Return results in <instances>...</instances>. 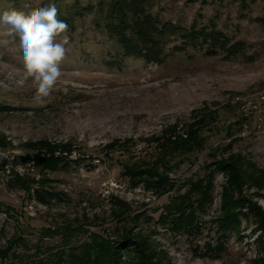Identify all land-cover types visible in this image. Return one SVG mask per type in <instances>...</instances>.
<instances>
[{"label":"rangeland","instance_id":"374dc122","mask_svg":"<svg viewBox=\"0 0 264 264\" xmlns=\"http://www.w3.org/2000/svg\"><path fill=\"white\" fill-rule=\"evenodd\" d=\"M74 1L0 0V13L27 4L67 14ZM152 11L186 27L213 22L244 42V54L188 48L147 64L122 57L92 12L57 38L68 39L62 75L38 103L19 37L0 25V152L15 155L12 167L34 162L23 182L0 178V250L35 264L92 263L97 241L130 235L150 242L163 264H261L254 239L264 232L251 219L222 231L225 175L215 165L238 152L264 167V0H155ZM51 154L64 159L43 168ZM142 169H157L174 189H144ZM37 187L52 198L36 200ZM251 192L264 210V196ZM118 250L115 264L136 263Z\"/></svg>","mask_w":264,"mask_h":264},{"label":"trees","instance_id":"16d2710c","mask_svg":"<svg viewBox=\"0 0 264 264\" xmlns=\"http://www.w3.org/2000/svg\"><path fill=\"white\" fill-rule=\"evenodd\" d=\"M155 0H88L81 4L75 0L71 5V12L63 14L57 9V19L67 23L69 29L74 28V21L85 14H98L97 27L117 45L122 57L142 59L149 64H162L168 57L185 52L188 48L203 51L206 55L216 56L222 53L226 59L242 56L245 50L243 41L235 40L216 24L198 26L193 22L190 26H182L172 21L163 20L152 11ZM187 137L195 136L187 131ZM53 151L54 147L47 146ZM63 148V147H62ZM67 147L64 146L63 150ZM63 156V155H61ZM63 157H54L53 154L43 160V168L54 167ZM225 175V187L222 193L223 220L222 231L233 226L240 215L251 219L256 230L264 232V210L248 196L251 193L264 196V167H259L246 155L229 153L215 165ZM144 189L163 194L174 189V185L161 175L157 169L139 171ZM16 181L23 182L24 177L16 176ZM42 182V178L37 181ZM48 193L51 198L54 193L43 191L41 187L34 189V198L39 202H46L43 194ZM247 192V193H246ZM121 210H126V203L114 198L111 201ZM254 232V231H253ZM127 234V233H126ZM255 234V233H254ZM261 235L254 241L259 249L261 264H264V240ZM120 242V243H119ZM114 244V243H113ZM125 247L137 256L134 264H163L159 251L142 237L123 235L121 239L110 245L103 238L94 245V255L91 263L88 259L78 257L80 264H115L119 254L118 248ZM120 255V254H119ZM0 264H35L18 253L9 252V249L0 250Z\"/></svg>","mask_w":264,"mask_h":264},{"label":"clouds","instance_id":"9594fccd","mask_svg":"<svg viewBox=\"0 0 264 264\" xmlns=\"http://www.w3.org/2000/svg\"><path fill=\"white\" fill-rule=\"evenodd\" d=\"M24 9L0 13V25L7 26L10 34L19 37L24 69L36 85L33 98L43 103L61 78L60 64L68 39L66 35L62 41L57 38L67 33L69 26L57 19L54 5L31 8L25 4Z\"/></svg>","mask_w":264,"mask_h":264},{"label":"built area","instance_id":"2783aa9c","mask_svg":"<svg viewBox=\"0 0 264 264\" xmlns=\"http://www.w3.org/2000/svg\"><path fill=\"white\" fill-rule=\"evenodd\" d=\"M14 156L9 151H5V155H0V178L22 177L28 175L29 172H34V162H30V169H22L20 166L9 167V160L13 159Z\"/></svg>","mask_w":264,"mask_h":264},{"label":"bare ground","instance_id":"6f19581e","mask_svg":"<svg viewBox=\"0 0 264 264\" xmlns=\"http://www.w3.org/2000/svg\"><path fill=\"white\" fill-rule=\"evenodd\" d=\"M0 155H5V153L4 152H0ZM14 159V158H13ZM13 159H11V160H9V167H12L11 165H12V163H13ZM29 164V163H28Z\"/></svg>","mask_w":264,"mask_h":264}]
</instances>
